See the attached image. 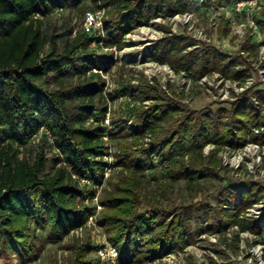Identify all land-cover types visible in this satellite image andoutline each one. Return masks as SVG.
<instances>
[{
    "label": "trees",
    "instance_id": "1",
    "mask_svg": "<svg viewBox=\"0 0 264 264\" xmlns=\"http://www.w3.org/2000/svg\"><path fill=\"white\" fill-rule=\"evenodd\" d=\"M78 1L0 0V251L28 260L39 230L47 228L64 239L84 228L92 208L80 202L87 191L79 181L101 183L111 168L106 153L114 146L116 164L129 176L120 179L116 190L102 200L106 206L104 226L109 243L119 252L120 264H145L161 252L178 253L190 245L189 231L196 212L189 206L170 211L153 205L139 211L146 205L141 191L147 171L155 172L156 162L162 179L167 180L160 186L162 191L172 192L183 183L192 197L205 183L225 180L220 153L238 152L249 144L264 147V134L256 133L264 127V114L257 108H264V89L251 95V89L233 94L237 99L229 108L199 115L184 113L174 98L161 99L153 107L134 108L126 121L106 126L110 112L105 82L99 74L106 61L91 50V43L121 51L130 47L125 36L136 28L166 15L189 14L192 1L199 0H111L108 4L114 14L105 21L106 35L94 37L92 32L87 37L68 38L62 48L55 36L43 33L39 19ZM232 1L212 3L228 6ZM258 21L263 26L264 21ZM224 35H228L226 26ZM187 41L184 36L172 35L152 44L150 60L187 73L194 83L220 74L241 85L250 76L249 68L238 70V64L216 48L200 49L193 39ZM47 45L52 48L48 54ZM190 47L195 48L187 52ZM253 47L250 36L243 51ZM44 81L58 90L45 88ZM44 129L53 133L51 147L59 153L52 159L54 174L47 172L45 148L31 161L20 158V150L32 146ZM208 147L213 149L206 155ZM90 197L94 199L95 194ZM262 201L264 186L226 181L218 203L205 207L211 224L205 233L236 228L237 241L242 233L261 236L264 224L247 214ZM91 249L88 246L77 257L81 259L78 264H99L86 259Z\"/></svg>",
    "mask_w": 264,
    "mask_h": 264
},
{
    "label": "rangeland",
    "instance_id": "2",
    "mask_svg": "<svg viewBox=\"0 0 264 264\" xmlns=\"http://www.w3.org/2000/svg\"><path fill=\"white\" fill-rule=\"evenodd\" d=\"M110 1L79 0L76 5L40 18L41 30L47 36H55L63 48L68 38L73 40L80 36L87 37L86 14L100 11L103 14V29L96 30L93 34L94 37H103L106 35L105 21L114 14L108 4ZM191 4L193 11L189 13L190 16L166 15L151 20L148 25L136 28L125 36V41L130 47L121 51L117 48L109 49L97 41L91 43V50L102 61H106L101 72L95 71L99 72L105 82V102L110 112L106 117V126L113 122L126 121L134 108L153 107L160 103L161 99L174 98L184 113L196 115L229 108L237 99L233 94L237 95L240 91L234 82L222 83L218 76L213 75L194 83L188 78L187 73H177L168 65L151 61L150 46L172 35L184 36L187 42L193 39L200 49L208 46L216 48L219 53L236 62L238 70L249 68L248 73L253 80L249 95L258 89H264V24L261 26V34L256 35V38L249 30L238 34L234 27L241 23L238 21L239 16L229 12L227 4L218 6L212 3V0L192 1ZM254 14L264 21V10L256 11ZM225 26L228 29L227 36L224 35ZM250 36L254 44L253 50L243 51ZM194 48H188L187 52L193 51ZM51 49L47 45L45 52L48 54ZM107 57L112 58V61H107L109 60ZM42 84L49 90H58L56 85H49L45 81ZM128 124L131 126V122ZM43 132L46 136H43ZM54 139L51 131L42 130L40 136L34 139L32 146L20 150V158L31 161L38 150L45 148L44 152L49 158L47 172L54 174L56 169L52 159L59 156L51 147ZM212 149L213 147L206 148L205 154L208 155ZM108 152L105 160L111 168L105 174L104 180L101 183L83 179L79 181L80 186L87 191L85 199L80 202L82 206L92 208L85 227L72 232L64 239H59L50 234L47 228H43L38 231L35 250L30 259H20L19 256L0 251V264H78L77 261L81 262V259L77 257L84 253L88 246L92 249L87 252L86 259L99 264H120L119 252L109 243L107 229L104 226L106 206L102 200L109 192L116 190L120 179L129 174L124 173L122 167L116 164L118 153L116 147L113 146ZM219 157L226 167L222 173L225 180L205 183L202 191L194 197L189 195L183 183L176 185L172 192L169 189L162 191L160 186L165 185L164 182L167 180L162 179L161 166L156 162L155 172L152 169L147 171L145 175L147 181L144 183L145 178L143 179L144 186L141 191V198L146 205L142 204L139 211L144 212L153 205L170 211L189 206L196 212L193 213L189 231L190 245L178 253L163 255L160 251L154 261L145 264H264V233L261 236L242 233L240 241L236 240V228L223 233L218 230L214 234L205 233V230L211 227L205 207L218 203V193L226 181L234 184L253 182L264 186V147L252 151L245 149L238 152L224 151ZM138 178L142 180L139 175ZM92 194H95L94 199L90 197ZM247 216L263 225L264 201L251 209Z\"/></svg>",
    "mask_w": 264,
    "mask_h": 264
},
{
    "label": "built area",
    "instance_id": "3",
    "mask_svg": "<svg viewBox=\"0 0 264 264\" xmlns=\"http://www.w3.org/2000/svg\"><path fill=\"white\" fill-rule=\"evenodd\" d=\"M224 7H226V6H224ZM227 10L229 12H232L233 14H235L237 17L239 16L238 21H240L241 23L237 27H234V29L237 31L238 34L243 33L244 31L247 32L248 30L252 33V36H254V38H256V35L258 36L259 34H261V32H260L261 31V24L259 23L258 20L262 19V18H257L254 13L256 11H261V10L263 11L264 10V0H233L231 2V5H228ZM177 16H179V15H177ZM184 16L187 17L190 15L185 14ZM85 19H86L85 27H86L87 33H92L96 30L101 31L103 29V14H102V12H100V11L99 12H87ZM263 60H264V57H263ZM215 75L219 77V80L222 83L224 81L230 82V80H225L220 74H214V76ZM208 77L209 76L204 77L202 79V81L206 80ZM252 81L253 80L251 79V76H249L246 79L244 84L239 85V83L234 82L240 91V93L237 95H240V94L244 93L245 91L251 89L250 85H253ZM257 84H259V83H257ZM237 91H238V89H237ZM255 103L258 104L256 98H255ZM257 108L259 110H262V113L264 114V108L261 109L260 106H258ZM256 133L264 134V127L257 129ZM35 138H37V137H35ZM259 148L260 147L256 144H249L244 149L247 151H252V150H258ZM260 249H261V247H260Z\"/></svg>",
    "mask_w": 264,
    "mask_h": 264
}]
</instances>
